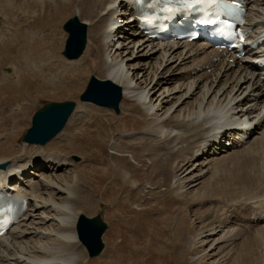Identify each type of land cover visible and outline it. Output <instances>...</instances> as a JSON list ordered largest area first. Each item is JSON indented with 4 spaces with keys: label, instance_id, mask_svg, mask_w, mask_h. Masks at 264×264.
<instances>
[{
    "label": "bare ground",
    "instance_id": "obj_1",
    "mask_svg": "<svg viewBox=\"0 0 264 264\" xmlns=\"http://www.w3.org/2000/svg\"><path fill=\"white\" fill-rule=\"evenodd\" d=\"M247 2V25L256 30L264 26V0ZM73 3L74 0H0L3 13L0 17L6 18L5 13H12L19 18L24 16V19L36 21L44 19L48 12L46 7L53 18L63 8H72V15L87 25V47L81 56L70 60L69 65L65 64L62 75L75 79L83 69L96 70L99 79L110 80L121 87L124 98L131 102L128 109H136L135 116L144 123L138 136L120 135L118 131L111 148L118 154L126 144L134 141H138L134 144L144 143L146 150L154 156L153 166L158 169L156 177L166 187H172L174 192L183 195L187 192L184 188L201 184L197 190L188 192L196 203H208L209 199H217L225 191L243 193L248 189L254 194L252 197L257 196L254 191H261V210L256 203L260 211L256 209L258 213L250 214L246 221L249 223H238L239 227H232L228 226L227 218L210 220L202 225L201 231L198 230L191 238L189 236V241L200 245L206 243L210 251L217 249L215 254H204L218 256L210 264H264V77L251 69V61L259 55L248 53L241 59L234 58V63H231L228 59L234 55H224L222 51L200 42L165 40L153 43L137 30L129 0H77ZM112 6L115 18L121 23L118 28L110 22ZM10 24L3 23V20L0 22V42L13 35L0 43L3 49H0V60L7 58L4 51H10L15 40L21 42L32 34L31 30L14 26L11 31ZM52 43V40L40 45L29 43L22 45L21 50L33 48L29 55L34 52L40 56L48 54L50 49L45 51L43 48ZM261 49L264 50V46ZM94 52L98 54V60L92 58ZM35 59L26 62H36ZM54 59L56 56L52 57ZM52 67L49 64L47 69ZM13 111L17 113L18 107ZM128 116L125 114L123 119ZM241 116H246L248 123L243 127L232 126V137L227 130L222 131L227 128L223 126H231ZM0 117H4L1 112ZM3 119H0V165L4 164V167H0V182L8 181L12 189L28 198L29 209L19 223L0 237V264H88L86 249L77 236L76 222L84 215L81 210L93 201L89 191H78L76 175L67 176L60 172L72 164L71 160L61 155L41 153L39 149L26 155L22 150L15 154L10 148H5L12 143L13 136ZM17 123L14 117V124ZM249 129L252 130L249 132ZM243 131L248 133L241 142ZM214 138L218 140L214 141ZM241 147L242 151L235 152ZM231 149L235 153L231 155L233 159L251 155L253 164L258 165H252L253 172H244V179L238 181L235 178L239 187L231 185L226 188L225 183L218 185L219 181H214L213 175L224 153ZM115 165V171L120 170V175L126 179L127 174L123 173L125 166L119 161ZM205 176L209 177L206 181L203 179ZM214 205L201 211L205 219L214 216L217 209ZM239 213L245 217L242 211ZM234 216L236 219L241 215L236 213ZM259 222L261 225L256 227L257 235L254 236L257 243L253 249L239 244L240 239L236 242L244 229Z\"/></svg>",
    "mask_w": 264,
    "mask_h": 264
},
{
    "label": "rangeland",
    "instance_id": "obj_2",
    "mask_svg": "<svg viewBox=\"0 0 264 264\" xmlns=\"http://www.w3.org/2000/svg\"><path fill=\"white\" fill-rule=\"evenodd\" d=\"M74 3H77V0H74ZM45 9L48 12L44 19H36V21L32 18L24 19V16L19 18L17 14L12 13H5L6 18L0 17V22L3 20V23L8 25L11 23V31L13 26L25 31L26 29L32 31L31 36H25L27 40L25 38L21 42L15 40L10 51H4L7 53V58L3 57L0 60V112L4 116L0 119L5 118V127L13 136L12 143L5 148H10L15 154L22 150L26 155H31L39 149L41 153L61 155L71 160L72 164L60 172H65L67 176L76 175L78 191H89L93 201L86 209L81 210V213L93 217L101 212L107 223V229L102 235L104 247L101 254L89 258L84 249L88 264H210L218 256L209 255L215 254L217 249L210 251L211 249L206 243L203 245L198 242L192 244L189 241L191 236L193 237L198 230L201 231L204 224L210 220L219 221L227 218L228 226L232 227H239L238 225L241 223H249L246 221L250 214L258 213L261 210V191H254L257 195L255 197H252L254 194H251L248 189L243 193L237 190L234 192L225 191L220 195L222 198L217 195L219 196H216L217 199H209L208 203H196L190 199L189 194L191 193L188 194V192L197 190L201 184L189 189L184 188L187 192H183V195L174 192L172 187H166L161 183L162 180L156 177L158 169L153 166L154 156L146 150L144 143L134 144L138 141L131 142L116 154L111 148V144L117 132L119 131L120 135L138 136L142 132L144 123L135 116L136 109H128L131 102L124 96L119 104V113H115L111 108L79 102V95L84 90L90 76L98 77V75L93 69H86V71L83 69L79 77L76 76L75 79H69L62 75L64 72L62 68L71 62L61 55L67 36L62 25L73 17L70 11L72 8H63L55 18L49 13L51 11L48 10V7ZM0 13L2 12L0 11ZM9 37L12 38L13 35H9L0 43L9 40ZM43 40L53 41L52 44L43 48L45 51L50 49L49 55L39 56L32 52L30 56V51L33 48L21 50L22 45L29 43L40 45L45 43ZM86 47L87 43L85 50ZM0 49L3 50L1 46ZM92 55L94 60H98L96 52ZM54 56L57 59L52 60ZM31 59H35L36 62H26ZM49 64H52L53 67L47 69ZM66 100L76 101L77 107L59 135L40 146L21 141L22 135L30 126L33 113L38 108L46 102ZM15 107H18L17 113L13 111ZM125 114L129 116L123 119ZM14 117L18 120L17 124H14ZM120 124L122 125L120 126ZM255 138L260 137L255 136ZM5 148H2L3 151ZM242 148L241 150L235 149L237 150L235 152L242 151ZM233 151L229 150L227 152L230 153L229 155L224 153L225 156L220 159L221 161L215 169V176L213 175L214 181H219L218 185L225 183L226 188L231 185L239 187V184L235 182L236 179L242 180L244 172L254 171H251L252 165H255L251 155L239 157L240 159L235 156L233 159L232 156L235 155ZM74 155L79 157L78 161L72 158ZM117 161L125 166L126 170L123 173L127 174L126 179L122 178L120 170L115 171L114 166ZM207 176L203 177L205 181L209 178ZM229 178L233 180L229 181ZM225 186L222 187L225 188ZM249 195L251 198H248ZM214 199L215 201H213ZM243 199H247L246 202ZM213 202H218V205ZM256 203L260 210L255 205ZM213 204H215V209L217 208L213 213L214 216L205 219V215L201 211L212 208ZM239 211H242L245 217ZM248 212L249 214L246 216ZM236 213L241 216L235 219ZM260 225L261 222L247 229L241 228L245 230L240 234L243 237H239L236 242L238 243L240 239L241 243L239 244L250 246L253 249L257 243L255 230ZM206 253L209 255L205 256Z\"/></svg>",
    "mask_w": 264,
    "mask_h": 264
},
{
    "label": "water",
    "instance_id": "obj_3",
    "mask_svg": "<svg viewBox=\"0 0 264 264\" xmlns=\"http://www.w3.org/2000/svg\"><path fill=\"white\" fill-rule=\"evenodd\" d=\"M62 29L68 34L61 54L67 59H76L83 53L86 45L87 25L73 16L66 20ZM122 89L110 80L99 79L91 75L85 89L79 96V101L111 108L119 113V102ZM75 101L47 102L32 116L31 126L22 137V141L44 145L59 133L74 111ZM75 160L79 157L74 155ZM4 166V165H2ZM107 229V223L100 213L93 217L81 215L76 222L77 236L87 250L88 257L98 256L104 247L102 235Z\"/></svg>",
    "mask_w": 264,
    "mask_h": 264
},
{
    "label": "snow or ice",
    "instance_id": "obj_4",
    "mask_svg": "<svg viewBox=\"0 0 264 264\" xmlns=\"http://www.w3.org/2000/svg\"><path fill=\"white\" fill-rule=\"evenodd\" d=\"M138 2L142 3L143 0H138ZM160 2L161 0H153V4H150L149 7H154L156 3ZM201 5H215L218 10L225 11L231 7V5L225 3V0H166L165 9L169 12H173L180 11L181 9H194ZM230 35L238 36L241 43L245 41V37L239 33H230Z\"/></svg>",
    "mask_w": 264,
    "mask_h": 264
}]
</instances>
